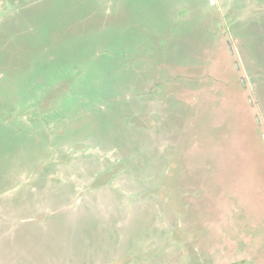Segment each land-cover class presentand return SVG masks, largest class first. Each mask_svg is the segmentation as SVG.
<instances>
[{
    "label": "rangeland",
    "instance_id": "rangeland-1",
    "mask_svg": "<svg viewBox=\"0 0 264 264\" xmlns=\"http://www.w3.org/2000/svg\"><path fill=\"white\" fill-rule=\"evenodd\" d=\"M213 2L0 0V264H264V0Z\"/></svg>",
    "mask_w": 264,
    "mask_h": 264
},
{
    "label": "flooded vegetation",
    "instance_id": "flooded-vegetation-1",
    "mask_svg": "<svg viewBox=\"0 0 264 264\" xmlns=\"http://www.w3.org/2000/svg\"><path fill=\"white\" fill-rule=\"evenodd\" d=\"M190 1H195V0H190ZM213 3H214L213 0H210V4H211V5H210V8H211V9L213 8ZM225 33H227L226 30H224V34H225ZM231 51H232V53H233V49H232V47H231Z\"/></svg>",
    "mask_w": 264,
    "mask_h": 264
},
{
    "label": "crops",
    "instance_id": "crops-1",
    "mask_svg": "<svg viewBox=\"0 0 264 264\" xmlns=\"http://www.w3.org/2000/svg\"><path fill=\"white\" fill-rule=\"evenodd\" d=\"M35 179H36V178H35ZM41 179H42V178H41ZM36 180H38V179H36ZM38 181H39V180H38ZM42 181H43V179H42ZM26 185H29V182H27V184H26ZM58 186H61V185H58ZM64 186L68 187L66 183H65V185H64ZM30 187H31V186H30ZM31 189H33V190H34L35 188H34V187H31ZM51 189H55V188L53 187V188H50V190H51Z\"/></svg>",
    "mask_w": 264,
    "mask_h": 264
},
{
    "label": "trees",
    "instance_id": "trees-1",
    "mask_svg": "<svg viewBox=\"0 0 264 264\" xmlns=\"http://www.w3.org/2000/svg\"><path fill=\"white\" fill-rule=\"evenodd\" d=\"M90 109H91V108H90ZM86 111H87V109H86ZM86 111H85V112H86ZM45 142H46V141H45ZM46 144H48V145L50 144L51 148H53V146H54V144H53V142H52V141H51V143H49V142H46Z\"/></svg>",
    "mask_w": 264,
    "mask_h": 264
}]
</instances>
